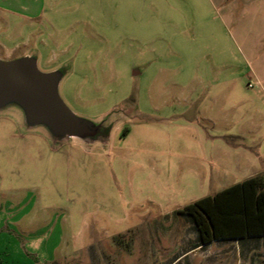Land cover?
Returning a JSON list of instances; mask_svg holds the SVG:
<instances>
[{
	"label": "rangeland",
	"instance_id": "1",
	"mask_svg": "<svg viewBox=\"0 0 264 264\" xmlns=\"http://www.w3.org/2000/svg\"><path fill=\"white\" fill-rule=\"evenodd\" d=\"M51 2L0 19V59L61 70L97 128L0 107V264H264V236L197 246L182 211L264 174V0Z\"/></svg>",
	"mask_w": 264,
	"mask_h": 264
},
{
	"label": "water",
	"instance_id": "2",
	"mask_svg": "<svg viewBox=\"0 0 264 264\" xmlns=\"http://www.w3.org/2000/svg\"><path fill=\"white\" fill-rule=\"evenodd\" d=\"M61 76L59 69L41 71L34 55L0 59V107L16 103L29 125H45L59 138L95 134V123L73 112L59 95Z\"/></svg>",
	"mask_w": 264,
	"mask_h": 264
},
{
	"label": "trees",
	"instance_id": "3",
	"mask_svg": "<svg viewBox=\"0 0 264 264\" xmlns=\"http://www.w3.org/2000/svg\"><path fill=\"white\" fill-rule=\"evenodd\" d=\"M182 211L191 216L202 246L214 240L264 236V174L200 197Z\"/></svg>",
	"mask_w": 264,
	"mask_h": 264
},
{
	"label": "crops",
	"instance_id": "4",
	"mask_svg": "<svg viewBox=\"0 0 264 264\" xmlns=\"http://www.w3.org/2000/svg\"><path fill=\"white\" fill-rule=\"evenodd\" d=\"M50 3H52L51 0H0V19H4L5 17L8 16L15 23H21L23 20L35 21L38 18L44 17L45 11L47 9V5H51ZM48 8L51 9V6ZM24 55H32V54L26 53ZM35 57L37 58V56ZM257 174H261V173H257ZM247 237L260 238L263 236H247ZM218 241L219 240H214L211 243ZM197 244H198L197 246H200L199 243ZM206 245H203V247Z\"/></svg>",
	"mask_w": 264,
	"mask_h": 264
}]
</instances>
